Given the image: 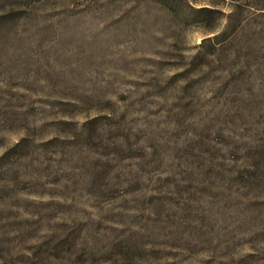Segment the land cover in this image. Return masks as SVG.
Masks as SVG:
<instances>
[{
    "label": "rangeland",
    "instance_id": "obj_1",
    "mask_svg": "<svg viewBox=\"0 0 264 264\" xmlns=\"http://www.w3.org/2000/svg\"><path fill=\"white\" fill-rule=\"evenodd\" d=\"M0 264H264V0H0Z\"/></svg>",
    "mask_w": 264,
    "mask_h": 264
}]
</instances>
